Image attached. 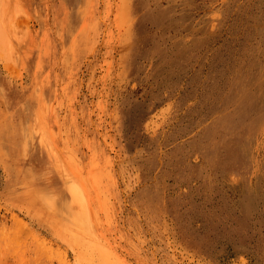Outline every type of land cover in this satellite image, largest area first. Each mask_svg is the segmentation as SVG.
Returning <instances> with one entry per match:
<instances>
[{
  "label": "rangeland",
  "instance_id": "1",
  "mask_svg": "<svg viewBox=\"0 0 264 264\" xmlns=\"http://www.w3.org/2000/svg\"><path fill=\"white\" fill-rule=\"evenodd\" d=\"M8 16L0 264H264V0H14ZM53 153L89 187L96 237Z\"/></svg>",
  "mask_w": 264,
  "mask_h": 264
},
{
  "label": "bare ground",
  "instance_id": "2",
  "mask_svg": "<svg viewBox=\"0 0 264 264\" xmlns=\"http://www.w3.org/2000/svg\"><path fill=\"white\" fill-rule=\"evenodd\" d=\"M12 1L14 0H0V45L2 47L0 50L3 53L7 52L8 57L12 55V47L8 37V32L11 30L9 27L11 16H8V12ZM15 8L16 11H19L17 3H15ZM49 158L52 166L59 171L60 177L70 180L64 191V207L69 215L76 220H85L88 231L96 237L97 233L93 223V197L85 180L67 166L61 157L53 153ZM99 258L102 264H110L106 253H99Z\"/></svg>",
  "mask_w": 264,
  "mask_h": 264
}]
</instances>
